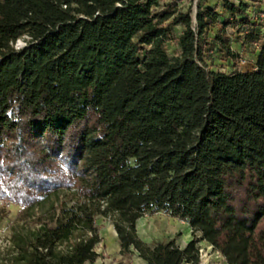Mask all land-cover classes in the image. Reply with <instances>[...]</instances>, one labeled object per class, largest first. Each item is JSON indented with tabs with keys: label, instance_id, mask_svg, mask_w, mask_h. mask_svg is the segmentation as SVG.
I'll return each mask as SVG.
<instances>
[{
	"label": "trees",
	"instance_id": "obj_1",
	"mask_svg": "<svg viewBox=\"0 0 264 264\" xmlns=\"http://www.w3.org/2000/svg\"><path fill=\"white\" fill-rule=\"evenodd\" d=\"M175 1L0 0V200L77 195L15 235L0 264H92L98 217L120 255L199 264L195 238L137 237L152 212L186 222L227 264H264V35L248 17L264 0H219L221 12L197 0L194 13ZM227 28L250 70L212 69L240 62Z\"/></svg>",
	"mask_w": 264,
	"mask_h": 264
},
{
	"label": "rangeland",
	"instance_id": "obj_2",
	"mask_svg": "<svg viewBox=\"0 0 264 264\" xmlns=\"http://www.w3.org/2000/svg\"><path fill=\"white\" fill-rule=\"evenodd\" d=\"M163 2H170V0H163ZM175 2H177L179 8H181L183 12L191 6L192 12L194 13L197 0H177ZM205 6L215 8L217 12H221L222 6L219 0H207ZM248 17L251 21L255 22V24H258L254 30H258L259 34L263 36L264 1L258 5L250 4ZM223 19L224 16L220 17L219 23H221ZM218 30L219 26H215L212 29L211 36ZM181 31V26H177L173 29L175 38L180 35ZM226 33L231 41L232 49L241 55L240 62L237 67H234L232 63H226L215 59L212 69L226 73L231 72L234 68H238L240 71L250 70L255 59L254 55L250 53V47H242L238 37L239 34H237L236 30L227 28ZM25 46V41L19 39L11 47L14 50H22ZM166 50L170 56H175L178 53L175 42L167 43ZM76 200L77 195L73 190H63L48 197H44L39 203L32 207H23L0 200V259L6 258L8 253H10L15 235L24 231L35 230L43 224L49 225L50 216L59 214L58 206L60 204H65L69 207L73 205ZM95 224L98 227L99 236L102 240L96 247V252L100 255L99 262L101 264H109L110 260H113L114 262H121L123 264H135L137 260L136 253L118 255L117 253H111L109 251L108 247L110 245L108 243L111 238L108 232H111L110 227L112 221L98 217L95 220ZM136 234L141 241L148 245H153L157 242L173 241L179 248H184L188 242L195 238L197 240L196 246L201 252V264H227L217 252L213 251L211 246L199 240L200 236L198 233L195 235L192 234V230L186 222L175 218L172 219L162 212L148 213L140 218L136 222ZM113 238L116 240V237Z\"/></svg>",
	"mask_w": 264,
	"mask_h": 264
},
{
	"label": "crops",
	"instance_id": "obj_3",
	"mask_svg": "<svg viewBox=\"0 0 264 264\" xmlns=\"http://www.w3.org/2000/svg\"><path fill=\"white\" fill-rule=\"evenodd\" d=\"M172 219H174V218H172ZM110 229H111V232H108V234H109V236H110V242L108 243L110 246L108 247V249H109V251L111 252V253H117L118 255H120L119 254V252H120V247H119V244L117 243V241L116 240H114V238L113 237H116V233H115V230H114V228H113V225H111V227H110ZM189 229V228H188ZM100 237V236H99ZM101 238V237H100ZM102 241V240H101ZM101 243V242H100ZM132 253H135V252H132ZM99 260H100V257L99 258H97L96 260H95V262L94 263H92V264H101L100 262H99ZM117 263H119V262H114L113 260H110V263L109 264H117ZM85 264H90V263H85ZM135 264H146L144 261H142L141 259H139L138 258V256H137V260H136V262H135Z\"/></svg>",
	"mask_w": 264,
	"mask_h": 264
},
{
	"label": "built area",
	"instance_id": "obj_4",
	"mask_svg": "<svg viewBox=\"0 0 264 264\" xmlns=\"http://www.w3.org/2000/svg\"><path fill=\"white\" fill-rule=\"evenodd\" d=\"M198 253H199V264H201V263H200V257H201V252H200V250H199Z\"/></svg>",
	"mask_w": 264,
	"mask_h": 264
},
{
	"label": "water",
	"instance_id": "obj_5",
	"mask_svg": "<svg viewBox=\"0 0 264 264\" xmlns=\"http://www.w3.org/2000/svg\"><path fill=\"white\" fill-rule=\"evenodd\" d=\"M194 21H195V18H194Z\"/></svg>",
	"mask_w": 264,
	"mask_h": 264
}]
</instances>
